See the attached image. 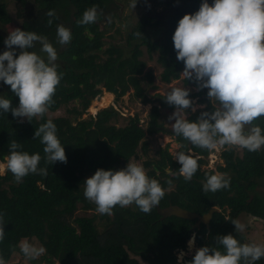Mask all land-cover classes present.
I'll use <instances>...</instances> for the list:
<instances>
[{
  "label": "trees",
  "instance_id": "16d2710c",
  "mask_svg": "<svg viewBox=\"0 0 264 264\" xmlns=\"http://www.w3.org/2000/svg\"><path fill=\"white\" fill-rule=\"evenodd\" d=\"M13 1L22 30L35 31L48 37L56 34L60 18L69 21L72 39L57 52L62 61V65L56 64L57 70L63 75L53 97L55 103L49 110H55L72 99H80L82 107L69 108L74 114L72 118L45 114L34 117L31 122L24 118L22 123L10 111L0 113V161L10 154V142L16 141L20 144L17 151L30 155L39 153L41 161L38 167L47 169L46 176L30 173L21 183H16L6 168L0 173V215L5 225L0 257L8 260L15 250H19L22 238L34 237L46 249L42 256L32 260L35 263L142 264L141 258L148 264H176L175 250L185 247L192 234H195L198 249L211 246L223 251L215 243L218 235L233 234L241 243H247L244 232H235V226L231 223L241 212L263 220L264 227V190L259 188L260 179L264 177V147L256 152L222 147L219 154L222 163L214 169L207 168L203 165L208 150L193 147L174 131L170 132L179 143V151L192 155L198 161L199 167L192 180L185 181L183 176L177 178L166 171L170 169L178 173L181 167L167 146L159 149L158 157L144 159L145 172L149 178L158 180L166 190L160 206L172 202L203 213L216 205L218 209L212 213L208 228L203 222L199 227H192L194 218L173 214L160 218L156 207L145 214L135 204L124 208L116 206L112 215L97 212L75 214L78 208L96 209V205L83 194V182L101 168L123 169L124 164L137 155L138 146L147 151L145 133L157 131L161 125L157 104L151 105L145 127L137 114L129 115L124 124H118L119 110L112 104L107 105L108 97L114 95V99H117L132 88L133 95L142 102L151 101L142 80L151 83L153 74L147 70L141 75L145 66V61L140 58L141 45H145L148 51L157 50V58L162 65L159 74L162 81L169 82L179 77L185 65L177 59L172 38L179 20L186 14L198 11L203 0H166L167 4L177 5L167 13L166 19L162 21L159 16L153 19L150 15H142L127 31L123 45L110 43L105 48H102L103 32L99 28L102 14L93 24L81 25L77 22L82 19L84 11L92 6L103 13L112 0H33L37 6L35 10L27 7V0ZM208 2L212 4L214 0ZM68 3L73 5L70 16L65 6ZM60 7L63 8L61 13L58 11ZM50 10L54 11V17L47 16ZM11 19L6 0H0V22ZM48 19H53L51 26L47 25ZM158 28H161L162 35L152 37L151 31L155 34ZM138 32L140 35H136ZM3 43L4 36L0 32L2 54L9 50ZM13 48L19 55L21 50L16 46ZM100 49L106 54L104 58H99L97 50ZM182 80L184 84L196 86L184 77ZM102 88L108 91L97 106L103 107H96L94 114L81 117L90 102L88 96L95 97ZM202 93L203 90H191L190 99ZM0 96L10 99L13 107L19 105V98L12 93L9 85H0ZM197 99L204 102L205 107L187 116L192 122L198 119L201 112L213 110L206 95ZM156 100L162 106L174 107L158 98ZM48 120L57 126V136L65 148L67 163L48 164L44 145L39 138L34 139L36 128ZM253 125L259 126L264 134V116L256 119ZM195 154L200 156L196 157ZM216 173H226L230 186L215 193H205L203 183L208 175ZM168 180L172 181L171 185L167 183ZM97 217L104 218L108 224L101 233L95 224ZM189 257L193 258L192 255ZM255 264H264V257Z\"/></svg>",
  "mask_w": 264,
  "mask_h": 264
},
{
  "label": "clouds",
  "instance_id": "9594fccd",
  "mask_svg": "<svg viewBox=\"0 0 264 264\" xmlns=\"http://www.w3.org/2000/svg\"><path fill=\"white\" fill-rule=\"evenodd\" d=\"M138 0H131L135 9ZM102 13L96 6L84 11L77 23H96ZM48 17H54L50 10ZM53 19L47 20L51 26ZM140 35V33H136ZM57 43L67 45L72 33L64 25L56 30ZM174 49L178 61L185 67L181 73L188 81L196 84V91L208 89L207 97L212 103V111L201 112L194 122L187 118V110L197 111L190 99L191 89L173 87L164 96L175 112L169 116L172 130L183 137L193 147L208 151L218 147L247 149L251 152L264 147V134L253 122L264 116V0H214L212 4L203 0L194 14H186L178 22L173 35ZM46 60L31 49L36 43ZM9 49L0 54V81L9 85L12 93L19 98V105L12 106L10 99L0 96V113L11 112L23 122L34 117H43L55 103L53 97L62 79L55 61L58 53L46 36L35 31L13 29L4 41ZM13 46L21 51L17 55ZM218 105V106H217ZM246 126H249L246 128ZM44 145L46 162L67 163L64 146L57 136V126L52 120L41 124L35 130L34 139ZM10 154L4 157L0 167L11 172L16 183L32 174L47 175L46 168H39L41 155L17 151L20 144L10 142ZM174 159L181 165L177 172L166 169L169 175L183 176L191 181L198 170V161L192 155L177 152ZM167 183L171 185L172 181ZM83 194L96 205L98 214L112 215L116 206L121 208L135 204L145 214L160 204L166 190L158 180L151 179L144 168L129 161L121 170L98 169L84 182ZM230 178L226 173L208 175L203 183L205 193L228 188ZM235 232H243L245 225L238 219L232 220ZM3 216L0 215V242L4 240ZM216 247L204 246L196 250L188 264H255L264 257V245L241 243L233 234L215 237ZM195 244V234L188 241L191 250ZM20 252L28 260L42 256L46 249L30 243L27 238L18 245ZM185 252L178 260L183 264ZM0 264H6L0 257Z\"/></svg>",
  "mask_w": 264,
  "mask_h": 264
},
{
  "label": "rangeland",
  "instance_id": "374dc122",
  "mask_svg": "<svg viewBox=\"0 0 264 264\" xmlns=\"http://www.w3.org/2000/svg\"><path fill=\"white\" fill-rule=\"evenodd\" d=\"M131 0H112L110 3H108L107 8L108 10H103L102 18L99 20V28L103 32V45L102 48H105L108 46V44H119L123 45L125 42V36L127 31L136 23L138 18L142 15H150L155 19L157 16L161 17V20L166 19L167 13L171 11L173 8H175V4H167L166 0H138L137 6L135 9H132L130 7ZM7 9L12 17L11 20L1 23L0 22V32L4 36V41L9 35V32H11L13 29L20 28V18L16 15V7L13 0H6ZM69 9V16L71 15L73 5L71 3H68L65 5ZM27 7L35 10L37 8L36 4H33V0H27ZM57 9V5H56ZM58 11L61 13L63 11V8L60 7ZM161 21V22H162ZM60 25H64L66 28H69V21L64 19L63 17L60 18L59 21ZM162 25L164 23H161ZM22 30V29H21ZM152 37H159L162 35L161 28H158L156 33L153 34ZM48 40L50 43L53 44V46L56 48L57 52L63 48L64 45H60L57 43V37L56 34L49 35ZM5 45V43H3ZM6 46V45H5ZM41 45L37 42L35 44L34 48L31 49V51L36 52L37 54L41 55L42 57L46 58V54L40 52ZM142 48V54L140 55V58H142L145 61V66L143 68V72L141 75L144 74L145 71L150 70L153 74V81L151 83H147L145 79L142 80V84L145 86L147 93L151 97L150 102H142L139 97H136L132 93V88H130L128 91H126L124 94L119 96L117 99H114V97H108L109 102L107 105L112 104L119 110V116L117 118L118 124H124L127 121V117L129 115L137 114L139 117L140 123L145 127L147 125L148 121V112L153 104H157L159 106L160 115L158 117V121L161 124V127L159 130L153 132V133H145L144 139L147 141V151L143 150L140 146L137 147V155L135 157H131L125 164L124 168L127 167L129 161L132 163H137L140 166L144 168L146 171V167L143 165V161L146 157H158L159 156V149L167 146V150L171 152V154L175 155V153L180 152L179 151V143L175 140V136L170 131L172 130V123L175 121H170L168 118L170 115H172L175 112V108H169L167 106H162L159 104V102L156 100V94H161L163 96H166L167 93L171 90L173 87H180V88H189L191 90H196L195 85L191 84H184L182 78V72L181 70L180 75L178 78L171 79L169 82L162 81L159 77V74L162 70V65L158 61V52L157 50H150L148 51L146 49L145 45H141ZM2 47H0V54H2L1 51ZM99 54V58H104L106 54L102 51V49L97 50ZM47 59V58H46ZM56 64H61L62 61L58 59L55 61ZM1 87H6L7 85L4 84L2 81H0ZM100 86V85H98ZM107 91V90H106ZM104 88H102V91L100 94H97L94 98L96 99L101 95L100 98L97 99V104L95 107H91L92 105L90 101L89 104L86 106V108L83 110L81 117H88L89 114H93L94 108L97 107H103V106H97L99 100L102 99L104 96V93L106 92ZM204 93L199 94L198 96H195L191 98L194 103L199 105H204V102H200L199 98L202 95L207 96L208 89L203 90ZM110 92V91H109ZM94 99V100H95ZM75 106L76 108L80 109L82 107L80 99H72L69 100L67 103H62L57 109L55 110H48L46 113L48 116H55V115H65L67 117L72 118L73 113L69 110L70 107ZM218 106V105H217ZM197 109H200V107H197ZM192 113L191 109L187 110V116ZM24 119V118H21ZM163 127V128H162ZM165 128H170L165 129ZM219 151L222 147H218ZM237 151H240V148H236ZM219 151L217 152V159L214 163L210 165L212 168H216V165L219 163H222V159L219 156ZM4 164V160L0 161V165ZM123 168V169H124ZM4 167H0V172L3 173ZM91 177V176H90ZM89 178V177H88ZM260 190H264V177L260 179ZM93 212H96V209H81L78 208L75 211V214H87L90 215ZM237 219L245 225L244 234H245V240L247 243H256L260 245H264V227H263V220L259 218H255L252 215H249L245 212H241ZM107 221L104 218L97 217L95 219V224L101 233L103 229H105L108 224ZM25 238H22L23 240ZM30 243L34 244L37 247L42 246L40 242L34 238H27ZM197 246L193 247L190 250V254L194 257L195 252L197 250ZM6 264H45L44 262L35 263L32 260L26 259L23 254L19 250H15L10 258L5 261ZM140 262L142 264H148L145 260H142L140 258ZM52 264H57V262H54Z\"/></svg>",
  "mask_w": 264,
  "mask_h": 264
},
{
  "label": "water",
  "instance_id": "95a60500",
  "mask_svg": "<svg viewBox=\"0 0 264 264\" xmlns=\"http://www.w3.org/2000/svg\"><path fill=\"white\" fill-rule=\"evenodd\" d=\"M155 96H156V98L160 99L162 102H166L163 95L156 94ZM88 97H89L90 101H92L94 98V96H92V95H89ZM247 127H249V126H246V128ZM165 129L170 130V128H165ZM217 209H218V207L216 205H212L211 207H209V209L207 211H205L203 213H199L195 210L185 208L183 206H180V205H178L176 203H172V202H169L168 204L163 205V206L158 205L156 207V211L159 213L160 218H163L165 216L172 215V214L176 215V216L184 217V218H189V219L194 218L195 220L192 224V227H199L200 223L203 222V223H205L207 228L209 227V221H210V218L212 216V213Z\"/></svg>",
  "mask_w": 264,
  "mask_h": 264
},
{
  "label": "built area",
  "instance_id": "2783aa9c",
  "mask_svg": "<svg viewBox=\"0 0 264 264\" xmlns=\"http://www.w3.org/2000/svg\"><path fill=\"white\" fill-rule=\"evenodd\" d=\"M94 114V112H93ZM219 151V148H217L216 150H213V151H208L205 158H206V163L203 165L204 167H207V168H212L210 167V165L212 163L215 162V160L217 159V152ZM191 152V150H190ZM219 154H220V151H219ZM196 157H199L200 154H195ZM220 156V155H219ZM214 169V168H213ZM193 237V234L187 239L186 241V245L185 247H178L176 250H175V256H176V264H181V262L178 260V256L180 254L181 251L185 252L186 255L184 256V261H183V264H188V261L192 260L189 256L192 255L190 254V249H189V246H188V241ZM197 246L196 244H194V247ZM198 248V246H197Z\"/></svg>",
  "mask_w": 264,
  "mask_h": 264
},
{
  "label": "bare ground",
  "instance_id": "6f19581e",
  "mask_svg": "<svg viewBox=\"0 0 264 264\" xmlns=\"http://www.w3.org/2000/svg\"><path fill=\"white\" fill-rule=\"evenodd\" d=\"M106 91V90H105ZM108 91V90H107ZM101 97V95L99 96V97H97L96 99L95 98H93V100H92V102H91V104L90 105H92L91 107H95L96 106V104H97V99L98 98H100ZM95 99V100H94Z\"/></svg>",
  "mask_w": 264,
  "mask_h": 264
},
{
  "label": "flooded vegetation",
  "instance_id": "af4514ba",
  "mask_svg": "<svg viewBox=\"0 0 264 264\" xmlns=\"http://www.w3.org/2000/svg\"><path fill=\"white\" fill-rule=\"evenodd\" d=\"M160 127H161V125H160ZM163 128V127H162Z\"/></svg>",
  "mask_w": 264,
  "mask_h": 264
},
{
  "label": "crops",
  "instance_id": "0c3cea01",
  "mask_svg": "<svg viewBox=\"0 0 264 264\" xmlns=\"http://www.w3.org/2000/svg\"><path fill=\"white\" fill-rule=\"evenodd\" d=\"M113 97H114V95H113Z\"/></svg>",
  "mask_w": 264,
  "mask_h": 264
}]
</instances>
